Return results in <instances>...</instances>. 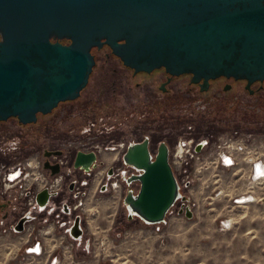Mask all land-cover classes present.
Returning <instances> with one entry per match:
<instances>
[{
    "label": "water",
    "instance_id": "water-1",
    "mask_svg": "<svg viewBox=\"0 0 264 264\" xmlns=\"http://www.w3.org/2000/svg\"><path fill=\"white\" fill-rule=\"evenodd\" d=\"M103 44L134 71L164 67L189 72L193 80L218 75L261 80L264 0H0V120L34 122L38 112L76 98L94 65L90 48ZM147 139L130 142L121 153L124 164L140 169L124 179L137 181L136 189L121 193L126 217L159 223L181 200L178 213L190 218L193 211L184 203L166 143L160 141L151 154ZM95 154L78 149L71 160L88 170ZM42 165L51 173L59 169L48 159ZM47 195L46 188L38 191L40 206ZM77 220L74 235L80 232ZM22 221L14 228L21 229Z\"/></svg>",
    "mask_w": 264,
    "mask_h": 264
},
{
    "label": "rangeland",
    "instance_id": "rangeland-1",
    "mask_svg": "<svg viewBox=\"0 0 264 264\" xmlns=\"http://www.w3.org/2000/svg\"><path fill=\"white\" fill-rule=\"evenodd\" d=\"M107 47L94 49L95 65L92 72H123V65L115 56L106 57ZM113 68H116L114 71ZM93 80V78H91ZM82 91L77 99L59 102L52 113L38 114L37 121L22 124L8 118L0 122V127H10L12 132L21 136V154L29 147L42 148L57 139L59 133L87 135L88 132L105 137L109 127L110 109L106 107L105 84L95 85L93 81ZM91 90L93 100L85 101L84 93ZM68 107L63 115L59 114L61 106ZM241 107V106H240ZM259 112L257 120H251V110L244 112L246 118L235 119L231 108H222L229 113L216 120L193 118L191 125L198 128L196 132H219L233 128L251 129L264 132V98L258 99ZM237 109V108H236ZM95 110L96 120L89 125L83 114ZM121 112V110H117ZM116 112L118 119L121 118ZM60 115V116H58ZM51 117L46 124L45 118ZM91 116V115H90ZM133 120L116 125L111 133L121 129L135 128L139 124ZM14 121V122H13ZM154 126L156 124H153ZM145 126L144 132L154 127ZM183 122H177L175 128L179 133ZM156 127V126H155ZM90 129L87 132L86 129ZM100 132V133H99ZM68 135V136H69ZM128 136H132L130 133ZM25 146V147H24ZM102 166L97 169L101 171ZM101 175V173H98ZM229 170L214 169L198 178L192 177L187 185L181 186V192L187 196L184 203L190 205L193 216L185 217L178 213V200L159 223H144L132 217H126V210L121 203V196L108 191L102 193L105 202L97 207L93 222L97 230L91 236V250L87 253L71 252L63 264H264V180L251 187L256 199L243 205H232L231 195L238 190L243 177ZM98 194H101L98 191ZM227 224L223 226L221 220ZM11 217L0 222V264H11L15 259V234L8 229Z\"/></svg>",
    "mask_w": 264,
    "mask_h": 264
},
{
    "label": "built area",
    "instance_id": "built-area-1",
    "mask_svg": "<svg viewBox=\"0 0 264 264\" xmlns=\"http://www.w3.org/2000/svg\"><path fill=\"white\" fill-rule=\"evenodd\" d=\"M99 148L85 142L77 144V150L84 152L96 149L98 153ZM169 152V165L180 190L193 176L198 178L214 169L237 172L243 180L234 186L238 191L231 195L230 203L239 206L256 199L251 187L264 180V132L229 129L212 136L178 138ZM48 160L58 164V171L45 169L36 155L14 159L0 170V203H4L0 222L6 218L4 213L11 217L8 229L15 234L17 243L11 264H63L71 252H89L91 236L98 228L93 215L105 202L101 187L120 196L128 187L137 188L123 182L119 175H103V169L97 170L90 182L75 177L64 181L63 157ZM132 168L131 173L140 172ZM42 188H46L48 197L40 206L36 195ZM21 218L22 228L15 229ZM77 218L80 232L74 235L71 229ZM225 221L228 220H221L223 226L227 225Z\"/></svg>",
    "mask_w": 264,
    "mask_h": 264
},
{
    "label": "flooded vegetation",
    "instance_id": "flooded-vegetation-1",
    "mask_svg": "<svg viewBox=\"0 0 264 264\" xmlns=\"http://www.w3.org/2000/svg\"><path fill=\"white\" fill-rule=\"evenodd\" d=\"M66 42V41H64ZM107 47L106 57L115 56L120 62L119 57L114 55L109 49V46L103 44L101 47H92L93 50ZM94 61V65L96 64ZM123 72H91L86 85L80 89L79 95L90 83L93 78V83L97 85L105 84V98L106 107L110 109V116L108 117L109 127H107V134L101 137L100 134L88 132V134L69 136L59 133L57 139L49 145L42 148L39 153V147H29L21 154L23 146L21 143V136L13 133L10 127H0V170L5 165L11 163L14 159L36 155L42 161L46 159L56 160L58 157H63L64 163V181L71 177L78 179H85V182H90L95 177L97 167L100 165L103 169V175H119L121 180L125 182V177L132 174V166L124 164L121 153L124 152L130 142L141 141L145 137L148 139L149 153L153 154L156 151L160 141H164L168 147V157L171 147L176 143L178 138H186L190 136H212L217 132L199 133L197 127L191 125L193 118L200 120H216L222 116H229V113L222 111V108H231L236 110L233 112L235 119L243 120L246 118L245 113L238 111L243 105L244 110L250 109L251 120H257L259 110L256 108L258 99L264 98V78L248 82L245 78H235L233 76L218 75L210 77L206 81L201 77L193 80V76L189 72L170 73L164 67L154 68L151 71H134L133 68L124 65ZM115 71L116 68H113ZM85 101L90 103L93 100L92 91L85 92ZM73 100V99H68ZM67 101V100H64ZM60 101V102H64ZM57 102L56 105H58ZM241 106V107H240ZM56 107V106H55ZM54 107V108H55ZM43 115L52 113L53 109ZM65 105L59 109V114L63 115L67 109ZM237 108V109H236ZM121 110V112L117 111ZM116 112L121 115L118 119ZM95 110L87 116L83 114L89 125H93L96 120ZM38 112L35 116L37 121ZM58 115V116H60ZM91 115V116H90ZM139 124L135 128L121 129L115 134L111 133L116 125L127 123L130 119ZM264 117V115H263ZM18 118L10 116L4 120ZM51 117H46V124L51 121ZM3 120H0L2 122ZM14 122V121H13ZM19 122V121H18ZM177 122H183L179 129V133L175 128ZM32 123V122H29ZM28 124V123H22ZM153 124H156L155 126ZM153 125L151 129L144 132L145 126ZM239 131H255L251 129L233 128ZM118 130V129H116ZM229 130V129H228ZM100 133V132H99ZM132 136H128V134ZM85 142L91 146H99L98 153L96 152L95 164L90 166L88 170L81 169L79 166H74L71 160V155L77 150V144ZM25 147V146H24ZM60 150L59 152H55ZM96 151V149H95ZM47 152L48 154H45ZM64 152V155H63ZM68 168V169H67ZM70 168V169H69ZM97 180V177H96ZM131 184L137 186V181H131ZM102 192L108 190L102 186ZM2 203V202H1ZM181 203V201H180ZM7 211V210H5ZM7 218V215H3Z\"/></svg>",
    "mask_w": 264,
    "mask_h": 264
},
{
    "label": "trees",
    "instance_id": "trees-1",
    "mask_svg": "<svg viewBox=\"0 0 264 264\" xmlns=\"http://www.w3.org/2000/svg\"><path fill=\"white\" fill-rule=\"evenodd\" d=\"M62 41L64 42V41H66L65 39H62Z\"/></svg>",
    "mask_w": 264,
    "mask_h": 264
}]
</instances>
